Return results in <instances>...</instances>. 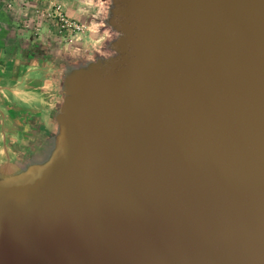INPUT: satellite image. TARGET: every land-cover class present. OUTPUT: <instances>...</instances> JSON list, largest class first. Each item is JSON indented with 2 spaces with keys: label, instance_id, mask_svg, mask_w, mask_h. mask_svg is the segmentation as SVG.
Instances as JSON below:
<instances>
[{
  "label": "water",
  "instance_id": "1",
  "mask_svg": "<svg viewBox=\"0 0 264 264\" xmlns=\"http://www.w3.org/2000/svg\"><path fill=\"white\" fill-rule=\"evenodd\" d=\"M41 157L0 169V264H264V0H110Z\"/></svg>",
  "mask_w": 264,
  "mask_h": 264
},
{
  "label": "crops",
  "instance_id": "2",
  "mask_svg": "<svg viewBox=\"0 0 264 264\" xmlns=\"http://www.w3.org/2000/svg\"><path fill=\"white\" fill-rule=\"evenodd\" d=\"M69 1L0 0V169L6 163L22 166L45 153L52 133L42 131L55 125L60 102L56 71L64 62L109 52L111 38L105 32L58 33L48 15L53 4L69 15Z\"/></svg>",
  "mask_w": 264,
  "mask_h": 264
},
{
  "label": "rangeland",
  "instance_id": "3",
  "mask_svg": "<svg viewBox=\"0 0 264 264\" xmlns=\"http://www.w3.org/2000/svg\"><path fill=\"white\" fill-rule=\"evenodd\" d=\"M109 4H110V0H70L67 9H68V12H70V14L69 13L68 14L71 17H69V15H66V17L72 20L78 21L83 26V31L90 30L91 35L103 34L105 32L107 36L112 38L114 36V32H112V30L103 23V20L106 17ZM58 33H59V29H58ZM109 53L110 52L108 51L105 53L103 52V55H107ZM92 58L93 57H90V58L88 57V59H85L84 61L92 59ZM78 60L71 59L70 62L68 63L64 62L60 70L57 68L58 71H56V73H57L58 78H57V81L55 82L54 88L55 90L59 91L57 94L59 95V101L61 99V90H60L61 75L58 76V73L60 72V74H62L64 68L67 67L68 65H74V64L83 62V59H80L79 61ZM50 128H43L42 132H44L45 130H48L49 132L51 131L49 134L53 133L55 131V125L54 127H50ZM38 137H42V135Z\"/></svg>",
  "mask_w": 264,
  "mask_h": 264
},
{
  "label": "built area",
  "instance_id": "4",
  "mask_svg": "<svg viewBox=\"0 0 264 264\" xmlns=\"http://www.w3.org/2000/svg\"><path fill=\"white\" fill-rule=\"evenodd\" d=\"M48 16L55 20L59 33L63 37H73L83 31V26L78 21L66 17L58 4H53L51 12ZM33 32L38 34L37 29H34Z\"/></svg>",
  "mask_w": 264,
  "mask_h": 264
},
{
  "label": "bare ground",
  "instance_id": "5",
  "mask_svg": "<svg viewBox=\"0 0 264 264\" xmlns=\"http://www.w3.org/2000/svg\"><path fill=\"white\" fill-rule=\"evenodd\" d=\"M13 168H14V166H11L10 164L6 163L2 167L1 174L7 175L6 173L9 174V172H12L11 170H14Z\"/></svg>",
  "mask_w": 264,
  "mask_h": 264
}]
</instances>
